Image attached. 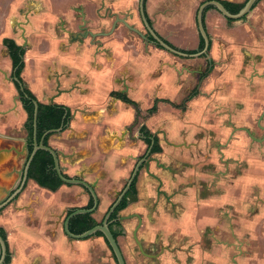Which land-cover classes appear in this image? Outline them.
Masks as SVG:
<instances>
[{
    "label": "crops",
    "instance_id": "0c3cea01",
    "mask_svg": "<svg viewBox=\"0 0 264 264\" xmlns=\"http://www.w3.org/2000/svg\"><path fill=\"white\" fill-rule=\"evenodd\" d=\"M206 1L209 0H147L145 12L147 14L146 5L148 12H154V6L159 5L157 10L163 9L166 15H171L169 3H185L180 4V8L190 6L197 14L199 6ZM110 5L104 2V6ZM203 26L210 39L208 53L213 47L221 46L224 50L221 55L237 56L236 68L224 78L227 83L223 84L225 90L221 96V118L228 126L222 128L225 143L221 145L220 164L222 193L224 198L236 196V209L235 214L233 209L228 214L222 238L223 241L227 238V248L224 246V250L218 251L215 264H264V0L258 1L245 19L232 23L214 9H209ZM197 38L196 46L185 51H198L199 32ZM118 44L109 43L108 48L96 50L73 45L60 56L56 54L52 59L68 75L62 76L56 86L52 80L47 83L40 79L42 73L39 69L31 75L36 81L31 83L30 90L42 104H49L48 100L53 99L52 104L62 105L71 114L68 128L60 135L50 137L49 144L61 155L59 163L66 175L81 177L93 186L100 199L99 211L94 215L96 220V216L105 213L122 190L144 149L142 141L137 140L133 146L131 131L127 130L131 129L134 110L116 96L118 93L127 95L131 86L139 87L142 83L138 78L133 80L131 75L137 51H124L117 47ZM58 86L62 94L54 95L53 88ZM11 92V87L4 83L0 74V111L10 106L7 101ZM17 108V117L0 116V201L9 189L7 174L11 166L18 158L23 161L25 155L23 137L7 133L10 126L20 127L26 116L19 106ZM156 108L153 105L152 110ZM258 108L261 110L259 125L252 131L248 129V121L258 114ZM240 119L242 123L237 122L235 129L229 127V120L234 123ZM10 145L15 147L7 149ZM14 154H17L16 158ZM152 183L155 182L152 180ZM140 185L138 181L137 202L131 203L119 216L140 214L142 199L149 193L147 190L145 196L142 195ZM87 201L88 197L80 187H61L50 192L30 180L18 199L0 213V227L6 233L12 252L10 264L107 263V259H103L106 255L101 246L106 243L102 237L70 241L62 230L65 212L83 206ZM231 206L234 207L233 203ZM132 219L123 221L124 234L134 220L137 221ZM144 225L143 221L137 231V238L143 243L148 232Z\"/></svg>",
    "mask_w": 264,
    "mask_h": 264
},
{
    "label": "rangeland",
    "instance_id": "374dc122",
    "mask_svg": "<svg viewBox=\"0 0 264 264\" xmlns=\"http://www.w3.org/2000/svg\"><path fill=\"white\" fill-rule=\"evenodd\" d=\"M20 2L30 3L20 10V20H26L29 24L26 37L30 45L25 55L23 77L30 83L36 81L31 77L35 69L41 70L40 79L52 80L53 86L62 76L68 77L52 58L70 50L73 45L96 50L108 48L109 43L114 42L119 43L117 47L124 51H137L131 75L133 80L138 78L142 83L139 87L131 86L129 93H126L137 103L140 111L139 117L134 114L129 130L133 146L138 139L137 129L145 125L156 133L163 147V153L151 156L148 168H143L140 173L142 195L144 192L145 196L147 190L149 193L142 199V210L138 215L145 222L148 232L144 236V243L138 240L147 254L155 255L163 246L167 252L158 262L145 259L132 238L137 226L134 220L125 236L118 239L126 263L215 264L218 251L224 250V246L227 248L228 240L225 238L223 241L222 238L228 214L231 209L235 214L236 209V196L224 198L222 193L220 164L221 145L225 143L222 128L228 126L221 118V96L225 90L223 84L227 83L224 78L231 73V69L236 68L237 56L221 55L222 47L215 46L206 58L177 57L156 49L153 43L143 40L121 23H117L113 29L116 19H124L147 36L139 14L140 0ZM104 2L111 5L106 7ZM34 3L45 8L41 18L37 19L36 33L31 28V19L35 15L32 11L38 8ZM169 4V13L174 15H166L163 9L157 10L159 5L154 6V12H148L146 5L154 30L179 50L193 49L198 41L195 8L186 5L180 8V4L185 3ZM182 19L186 20L185 23ZM194 89H197L198 95L186 103L185 99ZM53 90L55 95L57 88ZM153 105H156V110L149 112ZM131 107L135 113V108ZM257 111L258 114L248 121V129L252 131L257 130L259 125L261 110L258 108ZM237 122L242 123V120L234 123L229 120V127L235 129ZM162 134L168 143L164 142ZM103 215L101 213L96 217L101 220ZM101 247L106 255L103 259H107L104 264H116L106 244Z\"/></svg>",
    "mask_w": 264,
    "mask_h": 264
},
{
    "label": "flooded vegetation",
    "instance_id": "af4514ba",
    "mask_svg": "<svg viewBox=\"0 0 264 264\" xmlns=\"http://www.w3.org/2000/svg\"><path fill=\"white\" fill-rule=\"evenodd\" d=\"M147 0H143L144 3H146ZM210 1V0H209ZM20 0H12V2L8 5V7L4 10V13L2 15V20H1V23H0V45L3 46V47H6L8 49V52L10 54V57L11 59L7 61V64H6V67L2 68L1 67V71L4 72V75L6 74L7 77L9 78V80H6L4 78V75L1 74L2 76V80L4 81V83L7 85V86H10L11 87V93H10V99H13L15 97V95L18 96V98L20 99L21 101V104H22V108L24 110V113H25V118H24V121L22 122L21 126L18 127V126H10L7 128V133H9V135H14V136H22L23 137V143L24 145L26 146V153L25 155L23 156V161L22 159L19 160V158L16 160V162H14V164L11 166V169L10 171L8 172L7 174V185L9 186V189L8 191L6 192H9L8 195L5 194V197L3 200L1 201H6L7 199H9L14 193H16L21 185H22V182H23V179H24V176H25V172H26V181L23 185V188L21 189V191L16 195L15 199H13L7 206L13 204L17 199L18 197L20 196V194L26 189L27 185H28V182L31 180L33 181L39 188H42V189H46L50 192H56L57 190H59L61 187H72V186H76V187H80V189L82 191H84L85 195H87L88 197V201L85 205L83 206H80V207H73L69 210H67L62 218V221H61V225H62V230H63V226H64V222L66 220V218L75 210L77 209H85V210H89V209H92L93 208V199L90 195V193L83 187L81 186H78V185H69V184H65L64 182L61 181V179L58 177L57 175V172L55 171L54 169V165H53V169L56 173V176L59 178V180L62 182V185L56 190V191H51L47 186L43 187V186H40L35 180L33 179H30L28 177V170H29V167H30V164H31V161L33 160V158L29 161L32 153H33V150H34V146L35 144L37 145H40L42 144L43 146H46V147H49L51 148L56 154H57V157H58V165L61 169V175L64 179H80L82 180L81 177H69L68 175H66V173H64L63 171V168L60 166V154L57 150L53 149L50 144H49V140H50V137L54 136V135H60L61 133H63L69 126V123H70V118H71V114H70V117H69V120H68V123L65 125L62 123L61 127H59L58 129H55V130H49V131H46L43 136L41 137V139L38 141L37 139V115L36 117H34V111H35V108H34V111H33V119L31 120L29 115L27 114L26 110L24 109V104H25V100L24 99H27L29 100L31 103H35L38 104V103H41L37 97L32 93V91L30 90V85L31 83L28 82L27 80L24 79L23 75H24V71H25V62H26V58H25V55H26V51H27V48L28 46L30 45L29 41L27 40V28L29 27L28 25V22L25 20V21H21L20 20V10L23 7L25 6H28L29 4L27 3H23V4H20ZM33 5H36L38 6V8L35 7V9H33L34 11H32L34 15V17L31 19V28L33 29V31L35 32L36 31V24H37V19L39 20L42 16L41 12H43L45 10L42 9L41 5L39 3H34ZM42 9V11H41ZM146 13V12H145ZM26 19V18H25ZM45 23V22H44ZM22 24H26V25H22ZM41 25H39L40 27ZM33 32V33H34ZM36 33V32H35ZM148 37L149 35L147 34L146 36V40L148 41ZM161 38V37H160ZM163 39V38H162ZM165 40V39H164ZM166 43H168L166 40H165ZM154 44V43H153ZM168 45H170L172 48L178 50V51H181L183 53H187V51L185 50H179L175 47H173L170 43H168ZM157 47V46H156ZM161 49V48H160ZM163 50V49H161ZM16 59H18V61L16 62ZM22 65V67H21ZM45 81H48L45 79ZM59 82V81H58ZM25 91H28V93H31V96L35 99L34 101L28 97V94L25 93ZM56 95H60L62 94L61 92V89L57 88L56 90ZM198 95V92H197V89H194L191 94L185 99L187 101H185L186 103L191 101L192 99H194L196 96ZM117 98L122 101L123 103L127 104V105H131L135 108V114L139 117V114H140V111L138 109V106H137V103L133 100H131L127 95H124V94H121V93H118L117 95ZM53 101L52 100H48L49 104H46V105H57V104H52L51 102ZM42 104V103H41ZM58 106H62V105H58ZM154 110L152 111H149V112H154ZM15 114V113H14ZM17 114V113H16ZM146 128L149 133L151 134V145H148L146 143V137L145 135L141 132L142 128ZM130 128H128V132ZM163 135V138H164V142L165 143H168L166 141V137H164L165 135ZM47 138L46 140V144H44V139ZM137 140L138 141H142L143 142V145H144V149H143V152L142 154L139 156V158L136 159L133 167H132V170H131V173L129 175V177L127 178V180L125 181V185L124 187L122 188L121 191H119V193L116 195L115 197V200L112 202V204L110 205V207L113 205V203L116 201L117 197L120 195V193L123 191V189L125 188L126 184H127V181L129 180L132 172H133V169L135 167V165L142 159L144 158V156L146 155L147 151L149 149H151L150 151V154L149 156L147 157V160L150 162V158L151 156H155V155H161L163 153V150H162V145H161V142L158 138V136L156 135V133H152L145 125H141L138 129H137ZM154 139H157L158 140V143H159V146L161 148V152L159 153H152V147H153V144H154ZM29 145L32 146V151L31 153L29 152ZM10 147H15V146H8L7 149H9ZM38 151V150H37ZM36 151V152H37ZM49 153V152H48ZM50 154V153H49ZM51 155V154H50ZM17 154H14V157L16 158ZM52 156V155H51ZM53 158V157H52ZM28 161H29V164H28ZM10 163H13V162H10ZM53 164H54V160H53ZM149 165V163H148ZM148 165H146L145 163H143L140 167V170L138 172V175L136 177V179L134 180L135 181V189H136V192H137V199H138V181H139V178H140V173L141 171L143 170V168L147 169L148 168ZM148 171V170H147ZM83 181V180H82ZM85 182V181H84ZM133 184V183H132ZM91 185V184H89ZM92 186V185H91ZM132 186V185H131ZM93 187V186H92ZM131 188V187H130ZM94 189V188H93ZM130 190V189H129ZM144 191V190H143ZM5 192V193H6ZM95 192V190H94ZM146 192V191H145ZM96 194V193H95ZM143 195H144V192H143ZM126 196V195H125ZM97 197V200H98V207L96 208V210L92 213V214H89L96 222H97V225H100L104 219V216L106 215V213L108 212V210L110 209V207L107 209V211H105L104 215L102 216L101 220H96V218L94 217V215L99 211V205H100V199L98 198V196L96 195ZM124 199V198H123ZM207 200V199H206ZM123 201V200H122ZM120 205V204H119ZM130 205V204H129ZM128 205V206H129ZM6 206V207H7ZM127 206V207H128ZM117 209V208H116ZM126 209V208H125ZM124 209V210H125ZM4 209H1L0 210V213L3 211ZM123 211V210H122ZM120 211V212H122ZM119 212V213H120ZM114 213V212H113ZM119 213H118V217H119ZM138 214H132V215H129L127 217H130L128 219H132V218H135L137 220V226L135 228V230L133 231V233L136 231V238H137V231L139 230V228L142 226V223H143V219L142 217H140V226L138 227L139 225V219L136 217ZM131 216H134V217H131ZM117 217V218H118ZM110 218V217H109ZM109 220V219H108ZM127 220V219H126ZM119 221V220H118ZM70 222V221H69ZM123 230H124V226H123V221H119ZM96 225V226H97ZM68 226H69V223H68ZM94 228V227H93ZM2 231L5 233L4 229L2 227H0V238L4 241L5 243V246H6V256H5V260H4V264H6V260L8 258H10V262L9 264L11 263V259H12V252L10 250V247H9V243H8V240H7V236H6V233H5V238H3V235H2ZM132 233V238L134 237V234ZM125 235V234H124ZM123 235V236H124ZM95 236V235H94ZM92 236V237H94ZM91 238V237H90ZM103 238V237H102ZM138 240V238H137ZM133 241L135 242V244L137 245L136 241L134 240L133 238ZM139 241V240H138ZM106 243V242H105ZM140 243V241H139ZM141 245V243H140ZM107 246V244H106ZM108 247V246H107ZM138 247V245H137ZM142 249H143V246L141 245ZM166 247L163 246L161 247V250L160 252H158L157 254H147L145 253L144 249H143V253L141 252V250L139 249V252L141 253V255L147 259V260H150V261H153V262H158L160 260V258L162 257V255L164 254V252L166 251L165 249ZM109 249V248H108ZM110 251V250H109ZM122 251V250H121ZM167 252V251H166ZM112 255V253H111ZM1 256H2V246H1V243H0V259H1ZM124 256V255H123ZM113 257V256H112ZM114 259V258H113ZM125 259V258H124ZM126 261V260H125ZM116 263V262H115ZM127 264V263H126Z\"/></svg>",
    "mask_w": 264,
    "mask_h": 264
},
{
    "label": "water",
    "instance_id": "95a60500",
    "mask_svg": "<svg viewBox=\"0 0 264 264\" xmlns=\"http://www.w3.org/2000/svg\"><path fill=\"white\" fill-rule=\"evenodd\" d=\"M258 1H260V0H247L246 3L244 4L243 8L237 14H230L224 8V6L216 0H210V1H206V2L202 3L197 10L196 22H197L198 32H199V34H200V36L204 42V47L200 52H197L194 54L183 53L181 51H178V50L172 48L170 45H168V43L165 42L164 39L160 38L155 33L152 26L148 23V20H147L148 17H146V15H145V3L143 2V0H140V3H139V14H140V17L142 19V23H143L145 29L147 30L148 35L153 39L155 46L158 45L161 49H163V50H165V51H167V52H169V53H171L177 57L200 58V57H205L207 55V53L209 51V46H210V39H209L208 34H207L206 30L204 29V26L202 24V14H203V11L205 8L212 7V9L217 11L226 20L240 21L244 17L248 16V14L252 11V8L254 7V5ZM8 2H9V0H0V20L2 18L4 10L6 9V6L9 4ZM117 23H121L127 29L138 34L143 40H146L145 35L141 34L138 30L131 27L126 22V20H124V19H116V21L113 25V29L116 27ZM10 59H11V57H10V54L8 52V49L6 47H3L0 45V74L4 75V72L1 71V67L2 68L6 67L7 61ZM4 78L6 80H9V78L7 77L6 74L4 75ZM8 101H7V103L10 104V106L4 111H0V116L3 117V116H7V115H12L15 117L16 113L19 109V108H17L18 106L20 107L21 111L24 112V110L22 108L21 101L17 95H15V97L13 99H9ZM1 103H2V101H0V106H1ZM34 106H35L34 117H36L37 110H38V106H37L36 102L34 103ZM37 150H44V151L49 152L52 155L53 160H54V169L57 172V175L61 179L62 182H64L65 184L78 185V186L85 188L90 193V195L93 199V208L92 209H89V210L77 209V210L73 211L66 218V220L64 222V226H63V232L66 235V237H68V239L70 241H84V240L89 239L90 237L94 236L97 232H100L102 234L103 239L106 242L110 252L112 253V256H113L116 264H126L123 253H122L121 248H120L119 243H118V239L114 238L112 232L109 229L108 219L111 216V214L116 210V208L119 206V204L122 202L125 195L128 193L132 183L134 182V180L136 179V177L138 175V172L140 170L141 165L143 163L148 165L149 161L147 160V157L149 156L151 149H149L147 151L146 155L144 156V158H142L135 165L133 172H132L129 180L127 181L125 188L123 189V191L117 197L116 201L113 203V205L110 207V209L108 210V212L104 216L102 223L100 225H97L94 228L82 233V234H79V235L73 234L69 231L68 223L72 218H74L77 215L92 214L96 210V208L98 207V200H97L96 194L94 192V189L91 185H89L88 183H86L80 179H78V180L77 179H64L61 175V169L58 165L57 154L49 147L43 146L42 144H40V145L35 144L33 153L31 155L29 161L33 158V156ZM23 152L26 153V146L25 145L23 147ZM29 161H28V164H29ZM25 181H26V172H25V176H24V179H23V182H22L20 189L16 193H14L9 199H7L6 201H4V202L0 201V210L4 209L13 199H15L16 195L23 188ZM8 193L9 192H6V195H8ZM131 217H134V216H131ZM136 217L139 219V225H138V227H139L140 226V217L138 215ZM128 218H130V217L119 216L117 218V220L122 222ZM133 234H134V237H133L134 240L136 241L141 252L143 253V249H142L139 241L136 238V231ZM0 243L2 246V256L0 259V264H4V260H5V256H6V246H5L4 241L1 238H0Z\"/></svg>",
    "mask_w": 264,
    "mask_h": 264
},
{
    "label": "trees",
    "instance_id": "16d2710c",
    "mask_svg": "<svg viewBox=\"0 0 264 264\" xmlns=\"http://www.w3.org/2000/svg\"><path fill=\"white\" fill-rule=\"evenodd\" d=\"M224 8L230 13V14H237L244 6V4H235V3H229L225 1H219ZM247 1V0H246ZM212 9V7H207L204 9L203 14H202V24H204V16L205 13L209 10ZM146 17L147 14L145 13ZM245 19V17L243 18ZM242 19V20H243ZM148 23L151 25V21L149 19ZM228 23H232V20H227ZM148 41L151 43L153 42V39L149 36ZM158 48H160L158 45H156ZM204 47V42L203 39L200 38V46L198 51L196 52H187L188 54H194L197 52H200ZM18 59H16V62ZM22 67V65H21ZM26 94H28V97H30L33 101L35 100L32 96L31 93H28V91H25ZM25 104H24V109L26 110L27 114L29 115L30 119H33V111H34V104L31 103L29 100L24 99ZM38 110H37V139L38 141L41 139L43 134L46 131L49 130H55L61 127L62 123L67 124L69 117H70V112L67 108L63 106H58V105H44L41 103L37 104ZM141 132L145 135L146 137V143L148 145H151V134L149 131L144 127L142 128ZM47 138L44 139V144H46ZM32 151V146L29 145V152L31 153ZM161 152V148L159 146L158 140L154 139V144L152 147V153H159ZM53 158L52 156L44 150H38L34 156L33 160L31 161L29 170H28V177L30 179L35 180L40 186H47L51 191H56L61 185L62 182L59 180V178L56 176V173L53 169ZM137 202V192L135 189V181L133 182L130 190L124 197L123 201L120 203V205L117 207V209L114 211V213L111 214L108 224H109V229L112 232L113 236L115 239H118L120 236L124 235V230L120 224V222L117 220L118 213L125 208L131 203ZM97 225V222L89 215V214H83V215H77L74 218H72L69 222V231L73 234L79 235L82 234L93 227ZM3 238H5V233L2 231ZM97 237H103L100 232H97L95 234ZM10 258L6 260V264H9Z\"/></svg>",
    "mask_w": 264,
    "mask_h": 264
}]
</instances>
